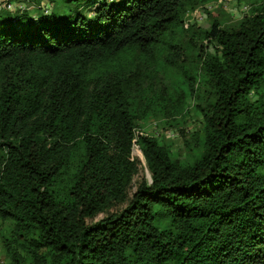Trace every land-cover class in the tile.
<instances>
[{
	"label": "trees",
	"instance_id": "trees-1",
	"mask_svg": "<svg viewBox=\"0 0 264 264\" xmlns=\"http://www.w3.org/2000/svg\"><path fill=\"white\" fill-rule=\"evenodd\" d=\"M14 1L0 0L12 262L264 264V0L235 24L209 11L224 0H45L33 18ZM199 9L208 30L188 25ZM188 100L204 126L176 163L140 122L179 126ZM135 146L152 178L133 192Z\"/></svg>",
	"mask_w": 264,
	"mask_h": 264
},
{
	"label": "rangeland",
	"instance_id": "rangeland-1",
	"mask_svg": "<svg viewBox=\"0 0 264 264\" xmlns=\"http://www.w3.org/2000/svg\"><path fill=\"white\" fill-rule=\"evenodd\" d=\"M251 2L252 1L249 0H224V7L222 9L220 7L212 6L210 8L213 10L209 11L213 12L214 16L220 15L221 18L229 20V23L235 24L244 14L250 12ZM47 3L48 2L45 0L42 1L41 5L34 0H16L13 2L12 6L9 7V10H27L26 12H28L30 17L33 18L38 16L41 8L49 6ZM51 9L57 10L58 7L52 5ZM224 14H226L225 17ZM188 16V19L191 20L188 22L189 26L196 25L197 28H202L204 30H208L211 27L210 16L205 14L203 9L196 10ZM206 45L210 52H215L214 46L211 45V43L208 42ZM186 110H189V113L185 114V116L179 120V126L176 125L171 127L159 118L140 122L141 130L139 131V135L154 136L158 138L163 145L167 146L171 150L172 159L175 160L176 163H185L191 160V156L195 153L194 148L197 145V142L193 141V136L197 133H201L204 126L203 116L195 109V103L192 100H188ZM133 158L139 166V173L135 178L132 189L134 192L138 183H140L143 179L150 182L152 177L148 169L147 162L141 150L137 146L134 147ZM126 206L127 205H121V207H116L112 209L110 213H116L117 211H120L121 208L124 209ZM106 216L107 214L100 215L97 217L96 222L103 220ZM9 236L10 226L3 225L0 222V264H14L5 245V239L9 238ZM19 253L25 257V264H39L36 260H32L27 253L22 251ZM46 256L48 264L56 263V260L52 259V257L56 256L55 254H52L50 257V255L46 253Z\"/></svg>",
	"mask_w": 264,
	"mask_h": 264
},
{
	"label": "clouds",
	"instance_id": "clouds-1",
	"mask_svg": "<svg viewBox=\"0 0 264 264\" xmlns=\"http://www.w3.org/2000/svg\"><path fill=\"white\" fill-rule=\"evenodd\" d=\"M222 2H223V1L221 0L220 3H222ZM210 9H211V8H210ZM249 13H250V12H248L247 14H249ZM244 15H245V14H244ZM244 15H243V16H244Z\"/></svg>",
	"mask_w": 264,
	"mask_h": 264
},
{
	"label": "built area",
	"instance_id": "built-area-1",
	"mask_svg": "<svg viewBox=\"0 0 264 264\" xmlns=\"http://www.w3.org/2000/svg\"><path fill=\"white\" fill-rule=\"evenodd\" d=\"M10 7V6H9Z\"/></svg>",
	"mask_w": 264,
	"mask_h": 264
}]
</instances>
